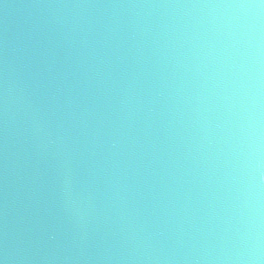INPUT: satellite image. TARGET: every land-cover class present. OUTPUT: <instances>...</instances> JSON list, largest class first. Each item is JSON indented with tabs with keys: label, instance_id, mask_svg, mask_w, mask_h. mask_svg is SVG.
I'll return each instance as SVG.
<instances>
[{
	"label": "clouds",
	"instance_id": "clouds-1",
	"mask_svg": "<svg viewBox=\"0 0 264 264\" xmlns=\"http://www.w3.org/2000/svg\"><path fill=\"white\" fill-rule=\"evenodd\" d=\"M0 264H264V0H0Z\"/></svg>",
	"mask_w": 264,
	"mask_h": 264
}]
</instances>
